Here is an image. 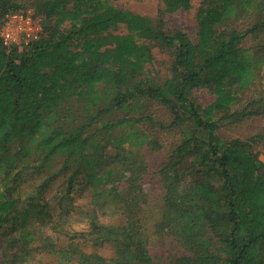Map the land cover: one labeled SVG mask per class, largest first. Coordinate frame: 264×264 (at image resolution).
Here are the masks:
<instances>
[{
	"label": "trees",
	"instance_id": "16d2710c",
	"mask_svg": "<svg viewBox=\"0 0 264 264\" xmlns=\"http://www.w3.org/2000/svg\"><path fill=\"white\" fill-rule=\"evenodd\" d=\"M115 1L0 0V31L20 9L44 27L21 48L0 35V264H160L167 240L173 264H264V131L219 134L264 119V0H203L196 38L166 18L193 0L157 17ZM156 47L165 71L149 67ZM173 130L153 206L144 150ZM79 184L93 206L78 229Z\"/></svg>",
	"mask_w": 264,
	"mask_h": 264
},
{
	"label": "rangeland",
	"instance_id": "374dc122",
	"mask_svg": "<svg viewBox=\"0 0 264 264\" xmlns=\"http://www.w3.org/2000/svg\"><path fill=\"white\" fill-rule=\"evenodd\" d=\"M203 0H193V5L190 9H179L166 16L169 20V25L183 29L187 31L192 38H196L198 31L197 11ZM115 4L130 9L132 11L157 17L160 8L163 6V0H117ZM170 55L164 52L159 47L154 48V60L149 67H155L159 71H165L167 65H169ZM198 98L203 103H209L214 99V95L208 93L204 89H200L197 93ZM252 95V94H251ZM156 116L163 120L170 119V114L160 106L153 107ZM121 115V114H120ZM264 131V119L261 117L251 118L238 123H228L224 125L219 134L225 139H231L235 137L248 138L254 134ZM164 137V147L158 152H148L151 168L149 174L148 190L152 205L158 202L163 194V188L159 176L156 170L164 163L168 155L171 153V149L178 142L180 134L173 131H167L162 136ZM261 151L260 158L264 161V146L260 145L258 148ZM55 191L50 190L46 193V197L49 199L50 208L56 211L58 209L57 199L53 196ZM72 202H74V225L81 227V221L87 219L89 214L91 215V209L93 206L92 195L89 191H86L83 185H76L72 191ZM110 217V214L108 215ZM2 243L3 238L0 235V261L2 260ZM157 245L160 249V264H173L171 256L180 252L181 248L174 241H158ZM105 253H110V249L105 247L102 249ZM35 262V261H34Z\"/></svg>",
	"mask_w": 264,
	"mask_h": 264
},
{
	"label": "built area",
	"instance_id": "2783aa9c",
	"mask_svg": "<svg viewBox=\"0 0 264 264\" xmlns=\"http://www.w3.org/2000/svg\"><path fill=\"white\" fill-rule=\"evenodd\" d=\"M43 30L41 17L35 15L31 9H20L6 14L0 35L6 46L21 48L40 37Z\"/></svg>",
	"mask_w": 264,
	"mask_h": 264
}]
</instances>
